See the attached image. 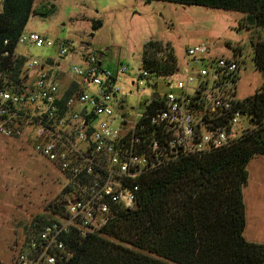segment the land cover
<instances>
[{
	"label": "built area",
	"instance_id": "2783aa9c",
	"mask_svg": "<svg viewBox=\"0 0 264 264\" xmlns=\"http://www.w3.org/2000/svg\"><path fill=\"white\" fill-rule=\"evenodd\" d=\"M25 44L52 46L22 33L11 55L2 53L9 67L20 59L23 64L15 81L9 69H0V135L29 141L58 171L66 193L52 217L36 222L15 247L11 264L67 262L68 238L98 234L119 210H132L142 177L183 157L229 148L255 128L253 114L236 98L239 66L213 55L212 40L186 47L176 73L156 78L167 81L166 90L159 94L154 84L155 93L133 120L119 98L125 67L104 69L99 57L89 55L64 70L58 62L19 53ZM59 54L70 58L65 48ZM150 77L143 68L136 71L137 80ZM130 85L138 89L137 82Z\"/></svg>",
	"mask_w": 264,
	"mask_h": 264
},
{
	"label": "trees",
	"instance_id": "16d2710c",
	"mask_svg": "<svg viewBox=\"0 0 264 264\" xmlns=\"http://www.w3.org/2000/svg\"><path fill=\"white\" fill-rule=\"evenodd\" d=\"M181 6L238 12L241 25L264 30V0H144ZM34 0H1L0 69H9L12 80L23 64L9 67L18 38L32 15ZM100 22L93 23V28ZM5 41L8 43L5 45ZM253 64L264 76V38L252 43ZM142 68L153 78L176 73L178 61L168 44L151 41L144 45ZM243 100L254 116L255 128L229 148L177 162L139 180L136 210H119L98 234L70 237L72 257L63 264H264V244L247 242L243 184L247 165L264 155V89ZM157 108L160 102L153 101ZM153 109L148 110L152 114ZM66 190H62V195ZM53 210L59 209L57 202ZM37 218L35 223H46Z\"/></svg>",
	"mask_w": 264,
	"mask_h": 264
},
{
	"label": "rangeland",
	"instance_id": "374dc122",
	"mask_svg": "<svg viewBox=\"0 0 264 264\" xmlns=\"http://www.w3.org/2000/svg\"><path fill=\"white\" fill-rule=\"evenodd\" d=\"M33 11L24 34H37L52 46L36 48L25 44L18 47V52L28 51L30 58L41 63L58 62L64 70L69 64L82 65L81 56L89 55H101L104 69L125 67L119 98L128 119L141 113L144 101L155 93L154 84H158L159 94L166 90L167 81L163 84L153 77L136 78V71L142 69L143 47L151 41L168 44L180 68L187 46L212 40L213 55L232 59L239 66L238 100L264 89V76L252 61V43L258 35L264 38V30L241 25L244 15L238 12L144 0H34ZM96 21L100 26L94 29ZM63 48L70 58L60 56ZM131 82H137L138 89L132 88ZM63 187L58 171L32 151L29 141L0 135V264H11L15 247L30 234L33 221L52 217V206L62 198ZM259 206L264 210V203ZM258 214L248 212L245 231L246 238L256 241L260 235L264 237V216L257 217Z\"/></svg>",
	"mask_w": 264,
	"mask_h": 264
},
{
	"label": "crops",
	"instance_id": "0c3cea01",
	"mask_svg": "<svg viewBox=\"0 0 264 264\" xmlns=\"http://www.w3.org/2000/svg\"><path fill=\"white\" fill-rule=\"evenodd\" d=\"M246 169L248 173V178L246 181V187H243L246 225L243 236L247 242L264 244L263 235H260L259 241L245 237L248 212L250 211L251 213H259L257 217L264 216V210H261L263 206H261V208L259 206V203H264V155L252 158L248 163ZM249 189H251L250 192Z\"/></svg>",
	"mask_w": 264,
	"mask_h": 264
},
{
	"label": "water",
	"instance_id": "95a60500",
	"mask_svg": "<svg viewBox=\"0 0 264 264\" xmlns=\"http://www.w3.org/2000/svg\"><path fill=\"white\" fill-rule=\"evenodd\" d=\"M80 47L83 48V49H86V48H87L86 45H80ZM229 49H230V48L227 47V50H229ZM101 57H102V56L100 55L99 58H101ZM251 99L254 100V97H251ZM246 184H247V183L245 182V183L243 184V187H246ZM62 205H63V206H66L67 204H62ZM136 209H138V204H137V203H136L135 206L132 208V210H136Z\"/></svg>",
	"mask_w": 264,
	"mask_h": 264
}]
</instances>
